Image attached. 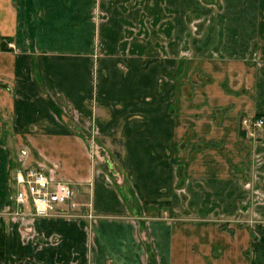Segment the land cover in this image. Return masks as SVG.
I'll list each match as a JSON object with an SVG mask.
<instances>
[{
	"label": "crops",
	"instance_id": "1",
	"mask_svg": "<svg viewBox=\"0 0 264 264\" xmlns=\"http://www.w3.org/2000/svg\"><path fill=\"white\" fill-rule=\"evenodd\" d=\"M252 117L264 0H0V264H264ZM29 168L77 210L21 214Z\"/></svg>",
	"mask_w": 264,
	"mask_h": 264
},
{
	"label": "built area",
	"instance_id": "2",
	"mask_svg": "<svg viewBox=\"0 0 264 264\" xmlns=\"http://www.w3.org/2000/svg\"><path fill=\"white\" fill-rule=\"evenodd\" d=\"M241 124L255 132L264 130L263 117L246 118ZM14 183L16 191L13 203L21 214L29 209L32 218H49L63 213L64 209L71 212L77 210L71 185L55 182L41 170H20L15 174Z\"/></svg>",
	"mask_w": 264,
	"mask_h": 264
},
{
	"label": "rangeland",
	"instance_id": "3",
	"mask_svg": "<svg viewBox=\"0 0 264 264\" xmlns=\"http://www.w3.org/2000/svg\"><path fill=\"white\" fill-rule=\"evenodd\" d=\"M209 1H211V3H218L219 0H209ZM218 9H220V6H218ZM217 10H215V12H217ZM97 142L99 143V141H97Z\"/></svg>",
	"mask_w": 264,
	"mask_h": 264
},
{
	"label": "trees",
	"instance_id": "4",
	"mask_svg": "<svg viewBox=\"0 0 264 264\" xmlns=\"http://www.w3.org/2000/svg\"><path fill=\"white\" fill-rule=\"evenodd\" d=\"M118 155V154H117ZM118 157H119V155H118Z\"/></svg>",
	"mask_w": 264,
	"mask_h": 264
}]
</instances>
